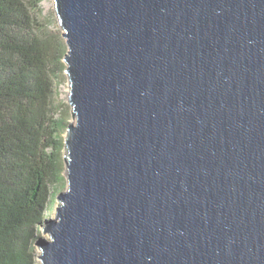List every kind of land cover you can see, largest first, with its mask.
Segmentation results:
<instances>
[{
    "label": "water",
    "instance_id": "water-1",
    "mask_svg": "<svg viewBox=\"0 0 264 264\" xmlns=\"http://www.w3.org/2000/svg\"><path fill=\"white\" fill-rule=\"evenodd\" d=\"M73 121L41 264H264V0H54Z\"/></svg>",
    "mask_w": 264,
    "mask_h": 264
},
{
    "label": "trees",
    "instance_id": "trees-1",
    "mask_svg": "<svg viewBox=\"0 0 264 264\" xmlns=\"http://www.w3.org/2000/svg\"><path fill=\"white\" fill-rule=\"evenodd\" d=\"M40 2L0 0V264H40L35 241L65 180L67 45Z\"/></svg>",
    "mask_w": 264,
    "mask_h": 264
},
{
    "label": "rangeland",
    "instance_id": "rangeland-1",
    "mask_svg": "<svg viewBox=\"0 0 264 264\" xmlns=\"http://www.w3.org/2000/svg\"><path fill=\"white\" fill-rule=\"evenodd\" d=\"M40 6H41L42 21H44L45 24H47L49 30L52 31V33L60 34L61 36H63L62 35L63 30L60 27L56 8H55V1L54 0H41ZM64 41H66L65 38H64ZM57 99H58V102L61 104V107H60L61 112L60 113L64 116L68 117V122H72L73 116H72V111H71V105L69 102V82H68V77H67L66 73L62 74V80L58 83ZM65 136H66V133L64 134V137ZM64 154H65V150L63 151V155ZM63 176H64L65 180H64L63 189L61 191H64L67 188L65 163H64ZM58 194L56 195V198H57ZM57 205H58V200L57 201L55 200V202L53 203V207L56 208ZM53 212L51 211L50 215L54 217ZM40 235H44V236L48 237V235L42 233V231L39 232V236ZM36 253L38 256V260H39L40 251L37 248V246H36ZM40 264H41V261H40Z\"/></svg>",
    "mask_w": 264,
    "mask_h": 264
}]
</instances>
